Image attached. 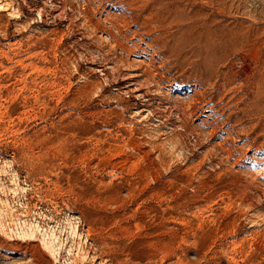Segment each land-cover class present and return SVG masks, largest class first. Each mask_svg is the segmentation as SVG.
I'll use <instances>...</instances> for the list:
<instances>
[{"label": "rangeland", "instance_id": "374dc122", "mask_svg": "<svg viewBox=\"0 0 264 264\" xmlns=\"http://www.w3.org/2000/svg\"><path fill=\"white\" fill-rule=\"evenodd\" d=\"M0 264H264V0H0Z\"/></svg>", "mask_w": 264, "mask_h": 264}]
</instances>
